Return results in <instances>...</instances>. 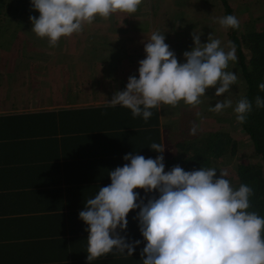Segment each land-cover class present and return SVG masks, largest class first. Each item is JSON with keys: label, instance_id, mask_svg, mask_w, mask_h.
<instances>
[{"label": "crops", "instance_id": "0c3cea01", "mask_svg": "<svg viewBox=\"0 0 264 264\" xmlns=\"http://www.w3.org/2000/svg\"><path fill=\"white\" fill-rule=\"evenodd\" d=\"M149 6L143 1L131 16L113 14L110 18L123 29L119 33L104 34L111 29L98 17L86 25V34L62 37L64 47L55 53L54 66L0 71L12 75L0 76V264H142L146 241L135 218L139 209L129 212L126 232L117 229L129 242L141 241L133 255L113 252L87 261L88 225L79 218L86 201L111 183L109 171L128 163L126 154L160 155L150 149L152 143L165 148L166 172L175 165L192 171L207 164L208 130L222 131L223 122L222 112L211 111L213 126L208 128V91L195 107L181 101L176 107L151 109L147 122L125 107H107L114 93L126 88L129 76L138 78V62L145 58L144 44L153 32L165 35L180 63L194 47L193 32L202 44L208 36L221 35L207 18L199 28L191 19L173 25L158 17L165 7ZM128 20L129 30L121 24ZM214 92L212 107L221 97ZM193 125H198L195 135L190 134ZM222 164L220 156L209 167L217 169V177ZM134 191L145 203L159 195Z\"/></svg>", "mask_w": 264, "mask_h": 264}, {"label": "clouds", "instance_id": "9594fccd", "mask_svg": "<svg viewBox=\"0 0 264 264\" xmlns=\"http://www.w3.org/2000/svg\"><path fill=\"white\" fill-rule=\"evenodd\" d=\"M142 2L31 0V8L39 12V17H29L31 30L54 47L61 37L82 32L98 17L131 16ZM218 23L225 30L240 27L234 15L220 17ZM192 37L194 47L183 53L186 62L180 63L165 43V35L153 32L144 44L145 58L138 62V78L129 76L126 88L116 91L107 107H125L134 118L142 116L147 122L153 108L176 107L181 101L195 107L209 89H215V96L228 92L238 80L235 72L226 71L229 62L237 61L235 44L228 41L225 51L219 39L208 38L202 44L199 33L193 32ZM258 87L264 91V83ZM255 106L264 108V99L257 96ZM228 108H233L231 99L217 101L209 110L221 113ZM252 110L248 98H240L233 108L237 122L245 123ZM197 128L193 125L190 134L195 135ZM149 147L160 155L153 159L126 154L123 159L128 163L109 171L111 183L100 187L79 212L88 225L87 261L113 252L132 256L141 241L129 242L117 229L126 232L129 212L139 209L135 218L146 241L142 264H264V217L248 211L253 189L246 184L234 189L226 178L227 169H220L219 177L216 168L185 171L175 165L166 172L165 148L158 143ZM135 189L159 195L145 203Z\"/></svg>", "mask_w": 264, "mask_h": 264}, {"label": "trees", "instance_id": "16d2710c", "mask_svg": "<svg viewBox=\"0 0 264 264\" xmlns=\"http://www.w3.org/2000/svg\"><path fill=\"white\" fill-rule=\"evenodd\" d=\"M157 1L153 0L152 4ZM193 1L198 2L195 5L201 7L199 10L192 8ZM218 1L224 8L225 15L235 16L233 0ZM164 2L166 5L160 18L171 21L173 25L174 21L191 19L190 21H195L198 28L203 25L202 20L212 12L213 8L211 7H215L212 3L213 0H164ZM30 16L39 17V12L31 8V0H0V71L35 65L45 68L55 65L54 55L47 54L44 50H40L39 53L50 57L49 61L45 60L47 57L36 59L34 57L37 54L30 53L33 46L38 47L37 45L40 43L35 39L36 34L31 30ZM198 21L201 22L198 23ZM117 24L116 19L114 23L108 24V28L113 29ZM85 27L86 25L83 31ZM229 35L230 41L235 44L236 56L239 60V63L234 66L237 67L236 70L241 69L245 83L242 97H247L253 105V110L248 114L246 122L240 125L249 134L254 145L255 155L259 158L242 159L237 163L236 176L226 178L231 181L234 189H238L241 184H246L253 189L254 195L250 197L251 207L248 211H254L264 217V108L255 106L257 96L264 99V91L258 87L260 83H264V22L251 24L240 32L238 29H231ZM94 47L97 45L94 44ZM36 61L39 64H36ZM249 65L252 66L251 71H249ZM10 75L9 72L0 74L8 79L12 76ZM237 148V141L232 138L230 133L218 129L208 130L205 155L207 164L201 167L209 168L215 158L218 164L220 156L224 163V157L230 159L235 156ZM189 167L196 169V164L190 163ZM201 167L198 166V168Z\"/></svg>", "mask_w": 264, "mask_h": 264}, {"label": "rangeland", "instance_id": "374dc122", "mask_svg": "<svg viewBox=\"0 0 264 264\" xmlns=\"http://www.w3.org/2000/svg\"><path fill=\"white\" fill-rule=\"evenodd\" d=\"M144 3L146 4V7L148 6V8H150L151 6H149V5H152L153 0H144ZM157 3L160 4L162 7H164L166 5L164 0H158ZM157 3H155V4H157ZM193 3L194 4H192V8L194 10H199V6L195 5L198 2L193 1ZM212 3L214 4L215 7H211V8H213V10L210 14H208L207 20H208V22L215 23L217 25V30L219 33H221V35L218 37H217V35L215 37L208 36V38L209 39H219L221 41V47H224L225 51H227L228 49H227L226 45H227L228 41H230L229 33H230L231 29L225 30L224 28H222L220 26V24L218 23V18L226 16L225 10L222 6H220L221 4L218 0H213ZM232 4L234 7L235 16L240 21V27L238 29L239 32L246 29L251 24H257V23L264 22V0H233ZM162 12H163L162 9H160L158 11L159 19H160V13H162ZM98 20H101V19H98ZM103 21L106 25H108L109 23L111 24V23L115 22V20L112 18H110L108 20H103ZM121 24L124 25L125 27H127V29L129 27H131V23L129 20L124 21ZM120 30H123V29L120 27L119 24H117V25H115V28L111 29L110 31L105 32L104 34H106V33H119ZM84 33L85 34L87 33L86 28L80 34H84ZM32 39H33V37H32ZM35 39L39 40L40 43L37 45L38 47L33 46L30 53L37 54V56L34 57L36 59L47 57L46 54H44V55L40 54L39 53L40 50H44V51H46L47 54H51L53 56V55H55V53L59 54L62 51V48L64 47L62 37L58 41L56 47L50 46L47 38H40V37L36 36ZM86 44H87L86 42H83V46H85ZM77 45H78V43H77ZM115 48L121 49L118 44L115 46ZM82 50H84V49L82 48ZM49 59H51V58L50 57L45 58L46 61H49ZM63 59L69 60L66 57H63ZM183 62H186V60H184ZM238 63H239V60L237 58L236 62H229V66L226 69V71H232V72L236 73V75L238 77L237 83L232 85L230 90L228 92L224 93L223 95H221V97H220V101H223L226 99H231L233 102V108L235 107L236 102L242 97L243 92L245 91V83L243 80V75H242L241 69L238 68V70H236L237 67L234 66ZM210 95H211V89L208 90L207 103H206V106H207L206 108H207V113H208V117H207L208 128L213 126L212 121L214 120V119H212L213 113H211V111L209 110L210 108H212V106L209 103ZM233 108L225 109L222 112L223 122L221 125L222 130L230 133L232 135V138L237 141V145H238L237 152H236L235 156H232L230 159L224 157V163L222 165H223L224 169L228 170V173H229V175L227 176L228 178H232L233 176L234 177L236 176L237 163L240 162L242 159H244V158H250V159L259 158V157H257V155H255L254 145L251 141V138L249 137V134L245 130H243L240 123L237 122L236 114L234 113ZM217 117H218V115H217ZM217 125H218V120H217ZM226 157H227V155H226ZM230 183H231V181H230Z\"/></svg>", "mask_w": 264, "mask_h": 264}]
</instances>
